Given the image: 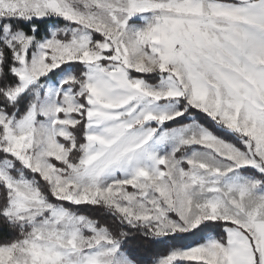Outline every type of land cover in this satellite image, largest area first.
Returning a JSON list of instances; mask_svg holds the SVG:
<instances>
[{
	"label": "snow or ice",
	"instance_id": "snow-or-ice-1",
	"mask_svg": "<svg viewBox=\"0 0 264 264\" xmlns=\"http://www.w3.org/2000/svg\"><path fill=\"white\" fill-rule=\"evenodd\" d=\"M0 264H264V0H0Z\"/></svg>",
	"mask_w": 264,
	"mask_h": 264
}]
</instances>
